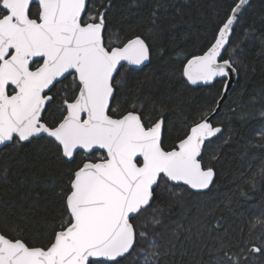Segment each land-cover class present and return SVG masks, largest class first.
<instances>
[{
    "label": "snow or ice",
    "instance_id": "1",
    "mask_svg": "<svg viewBox=\"0 0 264 264\" xmlns=\"http://www.w3.org/2000/svg\"><path fill=\"white\" fill-rule=\"evenodd\" d=\"M250 7L251 0H228L199 52L169 65L185 87L222 82L216 96L194 114L184 103L162 102L147 114L133 73L151 62L153 37L112 42L110 0H0V146L42 142L48 152L36 159L66 177L53 182L59 223L37 238L23 222H6L0 264H160L171 253L156 247L161 205L178 198V189L200 192L214 183L205 155L225 133L218 117L241 70L235 57L253 26L240 18ZM173 112L184 119L182 134L170 140ZM242 181L243 173L234 184ZM214 217L215 210L205 216ZM225 223L200 227L197 219L185 241L199 247L204 232H227ZM210 255V264L264 262V219L255 218L238 243L215 239Z\"/></svg>",
    "mask_w": 264,
    "mask_h": 264
},
{
    "label": "trees",
    "instance_id": "2",
    "mask_svg": "<svg viewBox=\"0 0 264 264\" xmlns=\"http://www.w3.org/2000/svg\"><path fill=\"white\" fill-rule=\"evenodd\" d=\"M110 3L108 19L114 25L109 29L112 42L119 43L132 35L153 37L150 41L154 45L151 62L133 73V83L139 85L136 91L141 94L147 114H152L153 102L157 106L162 102L173 107L184 103L189 113L194 114L216 96L222 82L185 87L177 82L179 74H173L175 65H169L177 57L182 60L188 52H199L205 35H210L222 18L228 0H110ZM262 19L264 0H251V7L240 19L245 28L253 26L251 35L235 57L241 70L218 117L223 121L225 133L205 155L206 163L215 169L214 184L203 193L178 189V198L161 205L163 225L155 233L156 247L171 248V253L162 257L160 264H210L215 239L222 238L226 244L238 243L242 238L247 239L248 226L255 218L264 219ZM236 32L239 34L241 28L237 27ZM161 53L166 54L161 57ZM124 98L123 94L117 97L121 102ZM183 119L178 113H172L169 123L175 126L169 130L170 140L182 134ZM47 152L42 142L24 149L9 145L0 152V228L6 222H23L28 231L39 238L45 225L59 223L55 219L61 212L57 203L59 188L53 182L66 177L56 175L58 169L54 164L36 159V153ZM242 173L244 181L234 184ZM210 210H215L211 220L205 218ZM221 218L226 221L227 232L214 236L204 232V240L195 242L199 247L185 241L189 227L196 231L197 219L202 222V227L214 226Z\"/></svg>",
    "mask_w": 264,
    "mask_h": 264
},
{
    "label": "water",
    "instance_id": "3",
    "mask_svg": "<svg viewBox=\"0 0 264 264\" xmlns=\"http://www.w3.org/2000/svg\"><path fill=\"white\" fill-rule=\"evenodd\" d=\"M242 17V16H241ZM241 19V18H240ZM149 63H146V65H148ZM144 66H141V69L143 68ZM237 80H238V76H234L232 79H231V81H230V84H229V91H228V94H227V98L230 96V94L232 93V91H233V89H234V87H235V85H236V83H237ZM203 86H206V85H200V86H195V87H203ZM227 98L224 100V103L226 102V100H227ZM2 148H4V146H0V150L2 149ZM215 181V180H214ZM214 184V183H213ZM213 184L210 186V188L209 189H207V190H204V191H200V192H197V191H195V190H192V191H194V192H196V193H203V192H207L208 190H210L211 189V187L213 186Z\"/></svg>",
    "mask_w": 264,
    "mask_h": 264
},
{
    "label": "flooded vegetation",
    "instance_id": "4",
    "mask_svg": "<svg viewBox=\"0 0 264 264\" xmlns=\"http://www.w3.org/2000/svg\"><path fill=\"white\" fill-rule=\"evenodd\" d=\"M4 148H5V147H4ZM4 148H2V149L0 150V152H1Z\"/></svg>",
    "mask_w": 264,
    "mask_h": 264
}]
</instances>
